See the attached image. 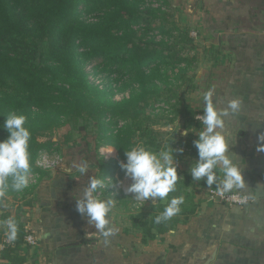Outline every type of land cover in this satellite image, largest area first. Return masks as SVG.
<instances>
[{"label":"crops","instance_id":"crops-1","mask_svg":"<svg viewBox=\"0 0 264 264\" xmlns=\"http://www.w3.org/2000/svg\"><path fill=\"white\" fill-rule=\"evenodd\" d=\"M187 2L194 9L185 15L192 40L208 51L204 78L189 92V107L193 115L203 114L202 94L210 88L218 109L230 99L242 101L238 112L224 117L223 131L246 184L231 191L246 192L252 200L245 206L228 205L211 199L204 181H193L195 213L162 233L152 229L155 236L146 241L131 217H149L159 201L140 202L133 210L118 202L111 212L118 232L105 246L94 225L76 210V199L90 179L70 176L59 164L39 179L32 196L23 195L26 207L17 210L22 240L5 248L0 264H202L212 253L208 264H264V151L257 150L264 143L258 139L264 134V0ZM189 116L178 119L192 126ZM111 154L116 157L115 149ZM128 180L122 182L125 196H130ZM170 229L174 236L168 235ZM4 232L0 224V239ZM27 232L34 235V245L24 241Z\"/></svg>","mask_w":264,"mask_h":264},{"label":"trees","instance_id":"trees-1","mask_svg":"<svg viewBox=\"0 0 264 264\" xmlns=\"http://www.w3.org/2000/svg\"><path fill=\"white\" fill-rule=\"evenodd\" d=\"M145 1L147 0H0V40L4 37L12 40L13 35L23 28L17 26L18 19L33 22V16L29 13L37 10L36 18L44 21L42 28L47 37L45 42L49 44L48 50L40 53V58L43 57V59L36 64L34 71L25 75V78L15 75L22 89V99L25 98L21 110L15 114H23L27 117L26 126L32 134L30 153L33 174L41 170L35 164L37 153L40 150L50 149L52 146L57 148V144L54 145L57 141H38V137L50 134L72 118L85 116L97 120L100 126L103 123L107 125L103 138L106 144L116 149L117 155L115 158L104 159L100 163L102 172L113 173L117 167H120V161L126 160L125 150H129L135 144L133 141L134 137L137 138L135 132L139 130L138 134L142 138L153 131V129H146L145 132V129L136 121L142 108L139 104L140 100L146 92H150L151 85L157 88L160 85L157 77L151 75L158 76L159 70L163 72L168 70V67L172 70L176 67L180 68L182 63H189V59L185 55L178 54L171 45L167 44L168 37L162 36L167 35L170 38L169 31L175 28L174 26L168 27V31L164 29V23H161L158 30L162 35L158 42L143 38L135 41L127 35L132 25L137 24L139 28V22L143 23L147 20L146 17L137 13L140 5ZM23 10L26 11L25 16L22 13ZM189 41H192L191 38ZM149 45L152 46L149 47ZM3 54L0 48V62H2L0 77L6 70L9 72L12 69L10 62L3 59ZM77 56L86 62L94 56H109L115 59V73H113L114 76L110 74L109 79L117 81L120 86L125 82L123 80L122 82L121 78L129 77L133 79L134 88L121 100L104 102L100 99L103 91L93 86L80 72ZM192 87L194 88V85ZM171 97L173 96L159 97L157 101L167 104ZM146 104L152 106L153 102L148 100ZM174 105L176 106V100L172 106ZM193 113L188 111L190 114L188 118H192L193 125L202 130V124ZM6 116L8 115L0 111V124ZM173 119L174 116L170 120ZM113 120L115 122H112ZM7 135L8 133L0 128V141L6 139ZM146 138L143 142L145 146L161 147L153 140L148 141ZM196 139L198 135L192 136V134L190 138L183 139L185 148L182 152L193 158H198L197 149L193 144ZM179 173L183 178L177 181V191L170 193L169 199L180 196L185 186L191 188V193L189 192L188 203L184 202L181 205L178 215L166 224L157 225L153 222L155 216L164 210L167 203L165 201L158 203L155 207L156 211L149 217L144 219L131 217L132 223L143 231L145 241L155 236L152 229L162 233L172 228L177 221L195 213L196 204L193 198L195 182L192 181L189 170ZM16 219L19 221L17 216ZM22 237V234L18 232L15 242L21 241Z\"/></svg>","mask_w":264,"mask_h":264},{"label":"rangeland","instance_id":"rangeland-1","mask_svg":"<svg viewBox=\"0 0 264 264\" xmlns=\"http://www.w3.org/2000/svg\"><path fill=\"white\" fill-rule=\"evenodd\" d=\"M189 3L187 0H147L140 5V9L137 12L142 17H146L147 20L143 23L139 22V28L137 24L132 25V28L127 33L135 41L138 38H143L148 41L158 42L162 35L158 30L159 25L164 23V29L166 30H168V27L174 26L175 28L168 30L171 34L170 38L167 35L162 36L168 37L167 44L171 45L178 54L185 55L189 59V63H182L180 68L176 67L172 70V68L168 67V70L163 72L159 70L157 72L158 76H155V74L151 75L152 77H157L156 79L159 80L160 85L158 88L151 85L150 92H146L143 99L140 100L139 104L142 108L136 117V121L145 129V132L146 129H153V131L149 132L150 134L146 136L147 138H140L139 130L135 132L137 138L134 137L133 141L135 144L133 146L137 144L145 146L143 142L146 138L148 141L153 140L154 143L161 146L156 148L148 145V148L154 151H159L168 144L175 150H183L185 148L183 141L190 138V134L193 136L198 133L199 129L196 130L197 127L194 125H187L186 121H183V117L178 119L179 115L186 116L189 115L188 111H192L189 107L188 95L194 89L192 86L203 80L205 71L203 64L205 65V60H208L205 56L208 55V51L200 49L202 42H199V40L194 42L192 40L191 36L194 35V31L191 28L192 24L186 21L185 18V15L194 10L193 6L188 5ZM22 13L24 16L26 15L25 10ZM29 15L33 16V22L18 19L17 26L23 27L22 30L13 35L14 38L12 40L6 37L0 40V48L4 52L3 59L9 61L12 67L9 72L6 70L5 74L0 77V111L6 115L21 110L22 102L25 99H22V89L15 75L25 78V75L34 71L36 64L43 59V57L40 58V53L47 51L49 48V44L45 42L47 37L42 28L44 21L36 18L38 11L34 10ZM189 38L192 41H189ZM151 46L149 45V47ZM156 46L159 47V45ZM76 59L79 64V70L84 77L93 86L103 91L100 99L104 102L121 100L123 97L128 96L134 88L133 79L129 77L121 78V81L125 82L124 84L121 83L120 86L117 81L109 79L110 74L114 76L116 63V60L109 56H94L87 62L79 59L78 56ZM1 64L2 62H0ZM168 96L173 97L169 99L167 104L157 101L159 97ZM148 100L153 102V108L152 106H147L146 102ZM175 100L176 106H172ZM173 116L174 119L170 120ZM194 117L196 118V113ZM112 122H115V120ZM106 126L104 123L100 126L97 120L82 116L72 118L66 124L51 131L50 134L39 136L38 141H57L54 144H57V148L52 146L50 149L40 150L37 153L35 164L41 169L40 172L33 175L28 189L21 193L11 191L7 193L4 202L8 207H0V221L9 216L16 218L17 213H19L17 210L23 211L21 209L26 207L25 202H27L23 195L29 197L31 193L36 191L41 177L49 176L48 173L53 171L59 164L68 171L73 164H79L81 161H86L89 164L88 172L82 176L89 179L91 177L103 178L109 183L111 182L109 178L114 181L115 186L100 193L101 198L107 199L111 197L115 199L116 204L123 201V203H128V207L132 210L138 207L140 202L133 199L134 194L129 193L130 196H125L123 192L125 188L123 189L122 182L127 181V177L121 167H117L111 173V171L102 172L99 166L104 159L107 160L113 155L111 153L115 149L110 144H106L103 138ZM170 127L179 131L173 135L169 132ZM186 129L189 130V133L184 136L181 133ZM187 155L181 151L174 152L177 161V174L180 176L182 174L179 172L188 171L193 163L192 161H195L187 157ZM124 161L121 160L120 163ZM72 171L75 172V169L73 168ZM126 185L130 186V183ZM181 192L182 194L180 195L184 196V202L188 203L191 188L189 186L186 188L185 186Z\"/></svg>","mask_w":264,"mask_h":264},{"label":"clouds","instance_id":"clouds-1","mask_svg":"<svg viewBox=\"0 0 264 264\" xmlns=\"http://www.w3.org/2000/svg\"><path fill=\"white\" fill-rule=\"evenodd\" d=\"M214 92L210 88L203 92L204 103L203 115L199 119L203 125V130L197 133L198 139L193 141L197 149L198 159L189 168L192 181H204L211 188L215 185L218 192L224 193L235 189L246 187L242 174L241 164L237 162V157L229 150V142L226 139L224 129V117L238 112L242 106L240 99H230L226 107L218 109L213 100ZM27 117L23 114L15 113L6 116L0 124V128L8 135L6 139L0 141V207H8L4 202L9 191L21 193L28 189L33 169L30 153L31 131L26 126ZM179 131V130H178ZM170 127L169 132L173 135L178 132ZM189 130L183 133L187 136ZM258 139L264 141V134ZM258 151H264V143L257 147ZM175 151L170 144L159 151L137 144L129 150H125L126 162H121L120 167L127 178L132 183L127 191L134 194L136 201L145 202L148 200L165 202L164 210L156 215L154 223L166 224L181 211L184 203V196H173L169 199V194L177 191V181L182 176L177 174V161L174 156ZM110 153V152H109ZM75 169V172L72 169ZM89 170V164L81 161L73 164L68 169L69 175H84ZM106 182L103 178L91 177L87 187L81 196L76 199V210L87 222L94 225L95 229L103 237V243L108 246L111 237L115 236L118 228L113 225L111 212L116 201L109 197L102 199L100 193L115 186L114 181ZM154 204L153 206H155ZM0 224L4 226V236L7 242L14 243L18 237V221L9 216ZM169 236L175 235V230L170 229Z\"/></svg>","mask_w":264,"mask_h":264},{"label":"built area","instance_id":"built-area-1","mask_svg":"<svg viewBox=\"0 0 264 264\" xmlns=\"http://www.w3.org/2000/svg\"><path fill=\"white\" fill-rule=\"evenodd\" d=\"M202 115H203L202 113H197L196 118L201 117ZM202 128H203V125H202ZM208 196L211 199L217 198L222 203H225L228 205H234V206H245L252 200L251 196L247 194L246 192L234 190V191L220 193L216 190V188H210L208 190ZM24 241L30 245H34L36 243V239L31 232H27L25 234ZM10 244L11 242H7L6 238L0 239V260H1L2 252Z\"/></svg>","mask_w":264,"mask_h":264},{"label":"water","instance_id":"water-1","mask_svg":"<svg viewBox=\"0 0 264 264\" xmlns=\"http://www.w3.org/2000/svg\"><path fill=\"white\" fill-rule=\"evenodd\" d=\"M258 196V195H256ZM259 197V196H258ZM214 255L213 253L211 255H209L203 262L202 264H208L212 259H213Z\"/></svg>","mask_w":264,"mask_h":264}]
</instances>
